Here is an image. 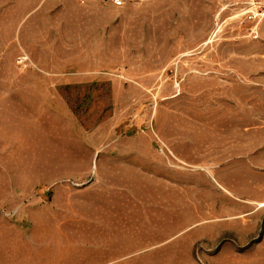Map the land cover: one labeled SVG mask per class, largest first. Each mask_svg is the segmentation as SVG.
<instances>
[{
	"label": "rangeland",
	"instance_id": "obj_1",
	"mask_svg": "<svg viewBox=\"0 0 264 264\" xmlns=\"http://www.w3.org/2000/svg\"><path fill=\"white\" fill-rule=\"evenodd\" d=\"M68 69L96 71L101 78L57 88L87 130L110 120L100 145L154 146L164 158L165 176L174 161L179 230L240 220L263 227L264 15L240 22L235 0H125L122 6L108 0L86 6L78 0H0L1 91L21 99V119L24 111L30 117L35 113L38 125L39 114L48 112L41 94L24 84L55 81ZM12 83L20 85L12 88ZM58 123L52 116L46 142L51 151L21 153V166L34 157L53 166L76 161L83 167L36 169L35 179L45 172L52 183L77 174L86 181L91 152L69 124L60 137ZM20 170V180H29L28 169ZM225 187L240 197L243 211L256 209L255 214L226 217ZM46 203L0 201V225L5 232L14 222L28 225L26 214L17 216L19 210ZM59 234L50 231L49 243ZM183 234L174 238L180 244L131 245L116 254L133 253L128 258L139 261L158 250L157 264H264V244H207L203 233L195 244H182L190 239ZM7 250L10 254L4 244Z\"/></svg>",
	"mask_w": 264,
	"mask_h": 264
},
{
	"label": "crops",
	"instance_id": "obj_2",
	"mask_svg": "<svg viewBox=\"0 0 264 264\" xmlns=\"http://www.w3.org/2000/svg\"><path fill=\"white\" fill-rule=\"evenodd\" d=\"M94 72L68 69L55 81L24 84L41 94L48 110L39 114L38 125L35 113L30 117L24 111L21 119V99L5 97L0 85V201L49 200L43 208L19 210L17 216L26 214L31 222L28 225L14 222L7 232L0 225V264L15 263L17 259L23 264H157L162 255L158 250L154 257L139 261L128 258L133 253H116L131 245L180 244L174 238L183 232L190 234V239L182 244H195L200 233L207 244H216L218 240L220 244H264V222L263 227L240 220L236 224L222 222L220 226H204L188 232L179 230L180 190L179 180L174 176V161L166 168L171 175L165 176L164 158L154 146L100 145L99 137L110 120L87 130L57 91L60 85L99 81L100 76ZM112 84L115 90L120 89L117 80ZM19 85L12 83V88ZM52 116L59 118L55 128L60 137L62 127L69 124L91 152V171L86 181L77 174L65 182L52 183L45 172L42 179H35L36 169L83 167L76 161L60 160L53 166L51 161H36L34 157L26 162L27 166H21L25 162L20 159L21 153L51 151V145L46 142L51 140ZM37 127L41 131L39 135ZM40 139L43 149L39 146ZM154 153V157L148 156ZM21 168L28 169L29 180H20ZM223 198L226 217L254 215L257 211H243L240 197L229 187H225ZM192 213L195 214L194 208ZM50 231L60 232L61 242L55 238L53 244L49 243ZM72 234L74 239L69 240ZM4 244L10 248V254L8 250L4 252Z\"/></svg>",
	"mask_w": 264,
	"mask_h": 264
},
{
	"label": "built area",
	"instance_id": "obj_3",
	"mask_svg": "<svg viewBox=\"0 0 264 264\" xmlns=\"http://www.w3.org/2000/svg\"><path fill=\"white\" fill-rule=\"evenodd\" d=\"M81 4H86L90 0H78ZM116 6H122L125 4V0H108ZM236 13L238 19L242 23L255 21L264 15V7L261 0H235ZM21 60L26 58L21 57Z\"/></svg>",
	"mask_w": 264,
	"mask_h": 264
}]
</instances>
